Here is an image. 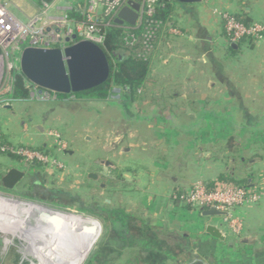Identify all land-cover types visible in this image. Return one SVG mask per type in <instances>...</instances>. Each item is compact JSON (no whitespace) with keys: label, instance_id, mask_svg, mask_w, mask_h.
<instances>
[{"label":"crops","instance_id":"obj_1","mask_svg":"<svg viewBox=\"0 0 264 264\" xmlns=\"http://www.w3.org/2000/svg\"><path fill=\"white\" fill-rule=\"evenodd\" d=\"M19 1H21V5L15 10L23 23L29 20L31 10L35 9L37 13L41 11V8L32 0ZM233 3L229 7L224 0L218 2L208 0V2L200 4H183L181 6L178 26L183 31V36H173L171 48L167 49L166 47L162 51L163 56L154 63L150 82L145 90L147 100L125 106L123 111L116 114L121 124L119 126L122 127L120 136L123 142L117 157L118 161L114 163L108 158L104 159L105 157L99 159L111 161L114 164L113 172L112 169L105 166H99L102 168L99 172H89V174L97 175L100 181H116L117 187L120 189L119 203H131L129 200L136 202V199L139 198V201L135 204L132 202V205L136 208H141V206L148 208L156 222H152L153 226L157 227L156 224H159V213L167 212L169 225L165 228L169 229L170 226L172 227L171 231L190 236L192 247L198 244L208 247L211 239L206 237V235L210 236L206 232L207 227H220L212 222V217H203L202 213L198 216L176 207L171 195L175 191L189 190L199 179L215 181L228 172L224 165L226 160L220 156L217 157V150H219L217 142L230 136H237L238 139H241L252 133L253 126L240 123L237 118L238 116L249 117V111H251L249 102L252 103L259 97H261L259 100H264V95L259 94V90H257L259 78L251 80V82L246 77L243 79L239 77L240 80L235 78L236 70L233 65L237 62L234 58L238 55L228 58L225 55V43L217 44L218 41H224L226 38L222 29V20L211 13L213 9L229 13L244 12L254 22L257 17L264 19V0H244L243 2L234 0ZM253 3L259 5L255 10L250 7ZM71 4V0H58L54 12L61 15L71 8ZM171 55H178V60L175 58L168 65L161 61V58L164 59ZM247 81L248 83H246ZM243 82L246 84L245 95L242 94V90L240 92L236 88V84L241 83L242 85ZM254 94L256 98H254ZM114 98L117 102L121 100L119 95ZM92 102L104 101L74 100L70 105L76 111ZM52 105L58 108L60 104L54 102ZM86 109L84 108V111ZM88 116L90 115L88 114ZM100 121L102 126L103 120ZM21 126L20 124L19 127ZM101 126L95 124V128H101ZM37 128L41 130L40 127ZM138 128L147 131L150 138H152V134L154 136L159 133L164 134L161 137H163L166 146L160 160L155 158L151 161L150 157L141 159L138 153L134 152L133 148L146 141L145 136H140ZM162 128L164 131L161 130ZM131 136L134 138L133 141L128 139ZM157 138L160 137H156L154 140ZM256 139L258 140V138ZM11 141L12 143H21L23 140L12 136ZM72 153L69 152L68 156L71 157ZM99 160L94 159L92 163L98 165L97 161ZM131 161L138 165V170L141 167L146 169L149 167V173L145 174L149 178L146 182H150L147 189L150 194L154 193L152 194L156 197L155 199L148 192L143 193L142 189H136L133 184H129L136 177L131 173L132 167L129 165ZM36 167L37 165L27 166L19 160L11 159L8 162V167L0 174L4 176L9 170L16 168L25 173V177L18 183L17 188L22 185L45 188V176L43 174L40 176ZM119 170L121 173H118ZM114 171L117 173L116 178L113 177ZM230 173L236 175V171ZM128 176L134 180H130ZM129 185L130 189H128ZM101 188L108 189V184L103 183ZM105 203L110 205L112 201L106 199ZM252 208L264 209V205L262 207L247 205L235 210L236 215L247 224L241 236L238 237L222 230L226 234L225 241L231 239L230 246H233L234 242H239L249 248L244 253L237 252L236 249L229 252L224 258L227 257L226 260L230 264H264V212ZM195 254H198L197 250ZM221 259L223 261V258ZM222 261L219 264H223Z\"/></svg>","mask_w":264,"mask_h":264},{"label":"rangeland","instance_id":"obj_2","mask_svg":"<svg viewBox=\"0 0 264 264\" xmlns=\"http://www.w3.org/2000/svg\"><path fill=\"white\" fill-rule=\"evenodd\" d=\"M216 1L218 2L219 0ZM233 1L234 0H224L229 7L234 4ZM243 1L244 0H242V2ZM19 5H21V1L19 0H0V6L17 21L23 23L15 10ZM250 7L252 10H255L259 5L253 3ZM214 10L215 9L211 12L212 15H214ZM39 13L40 12L37 13L35 9L31 10L29 20L39 15ZM263 20V18L261 19L260 17H257L253 23L264 24ZM219 42H224L225 45L229 43L227 39L224 41H218L217 44H219ZM236 44L238 45L237 51L239 54L238 57L234 58V60L236 59L237 61L233 65L236 70L235 78L240 80V78L243 79L246 77L250 80L249 82H251V80H258L259 78L257 89L259 92H257L264 95V37L259 41H253L251 44H240L239 42ZM250 46H252V48H250ZM167 49H169L168 46ZM1 56H4V53L3 50L0 49V57ZM162 56L163 55L160 57ZM175 58L178 60V55L167 56L164 59L161 58V61L168 65L169 62L172 63ZM159 60L160 58L158 61ZM261 76L262 79H260ZM246 83H248V81ZM245 85V82H243L242 85L241 83L239 85L236 84V88L240 92L243 91L242 94L244 95L246 94L244 92ZM7 87L9 88V78L7 83L4 81L0 82V102L5 100L4 103H7L6 100H9V91L5 93ZM2 89L3 91L1 92ZM253 96L256 98L255 94ZM260 98L261 97H259V99ZM30 99L31 101L29 103L14 101L10 102L7 106L0 103V133L3 135L4 140L8 144L16 147V149L18 147H25L29 150H37L39 152L46 151V153L55 157V162L57 164H62L64 167L59 170L57 165L55 166L53 163L44 164L38 162L34 165H37L36 170L39 172L40 176L42 174L45 176V188L22 185L21 187H16L14 190H8L0 185V195L5 198L20 200L27 203L44 205L50 209L81 215L100 222L102 225V234L95 243L84 264H89L92 260H94L95 264H102V262L106 260L108 261L105 264H123L129 258V253H119L118 260H115L117 257L116 255H118L117 251H115L116 246L111 243H109V246L106 244V240L111 233V222L109 221L110 216L103 210H125L130 214H135L146 220H150V222L156 223L153 219L154 216L150 214L148 208H143L142 206L141 208L133 207L132 202L133 204L137 203L139 198L136 199V202L129 200L131 203H119L120 189L117 187L118 184L116 181H113L114 185L113 183L112 185L109 184L110 187H108V189H102V184H105L104 180L94 181L90 178L91 174H89V172H99L102 169L98 165L92 163V160L94 159L99 160L100 158L105 157L104 159L108 158L114 161V163L118 161L117 157L120 154V147H122L123 142L120 136L122 127L119 126L121 124L119 123L116 114L117 112L123 111L125 107L117 106L115 103L116 99L112 98L104 102L89 103L87 106H83L82 109L79 108L75 111L70 105L74 100L61 101L58 108H55L51 106L52 103L58 102L55 98L42 99L41 97H38L36 92H32ZM259 99L256 98L252 103L247 102L251 108V111H249V117L245 118L238 116L237 121L240 123L242 122L247 126L252 125L254 133L257 132L259 136H264V100ZM84 108H87L86 111H84ZM98 112L99 114H97ZM88 114L90 116H88ZM100 120H103L102 122L104 124L102 126L100 125ZM20 124L22 125L21 127H19ZM95 124L101 126V128H95ZM37 127H40L41 130ZM138 129H140V136H145L146 141H143L138 147L133 148L134 152H137L141 159L150 157L151 161L155 158L160 160L161 156L164 154V147L166 146L163 137H161L164 134L159 133V135L156 134V136L152 134V138H150L148 137L149 134L147 131L146 133L142 128ZM161 130L164 131L163 128ZM12 136L22 139L23 141L21 143H12ZM156 137L160 138L154 140ZM128 139H132V141L134 140L132 136ZM59 141L64 142L67 145L65 152L59 151L60 147L57 145ZM125 143L127 144V142ZM260 145H253V149L255 150L253 151L254 154H249V151H244L243 155L245 160L249 159L253 162L252 164H249V166L251 170L255 172V185L264 188V176H261L264 174V144ZM217 151V157L220 156L225 159L224 157H226L227 154L224 155L220 149ZM69 152H73L71 157L68 156ZM9 155L12 154L8 153V155H0V163L2 165H0V172L4 171L8 167V162L13 159ZM14 156L21 159L18 155ZM228 159H231L229 155ZM19 161L24 165H27L22 159ZM231 163L230 160L229 162L227 160L225 161L224 165L227 171H236V176H239L241 171L239 170L240 167L235 170L232 168ZM129 165L132 167L131 173L136 175L135 180L131 176H128L130 180H134L130 181L129 184H133L136 189H142L143 193L145 191L149 193L147 186L150 182H146L149 178L145 175L149 173V167L146 169L140 166L141 168L138 170V165L133 164L132 161ZM115 172L116 171H114L113 175L114 178H116L117 175ZM243 172L244 171L242 170V173ZM118 173H121V171L119 170ZM201 182L206 184L207 181L199 179L194 182L192 188ZM156 183L158 184V181H156ZM130 187L131 186L129 185L128 189H130ZM152 193L153 192H151V194L149 193V195L154 196V193ZM155 198L156 197L154 196V199ZM106 199L111 200L112 204L107 205L105 203ZM263 205L264 196L258 203L249 206L262 207ZM252 209H259L262 210L261 212H264V209L262 208ZM235 210L233 215L237 216ZM167 215L168 214L165 211L159 213L158 219L160 225L156 224L158 225L157 227H168ZM211 220L214 224L219 225L221 230L231 233L228 229V225L224 223L223 216H215L212 217ZM243 222L244 229H246L247 224L244 220ZM170 228L172 227L169 226V231H171ZM11 239L10 235L0 233V264H30L33 259L28 256L27 258H24V254L26 255L27 251L20 246L18 240H15L13 244L9 246ZM101 254L104 255V257H102ZM112 259L115 261L109 262V260Z\"/></svg>","mask_w":264,"mask_h":264},{"label":"trees","instance_id":"obj_3","mask_svg":"<svg viewBox=\"0 0 264 264\" xmlns=\"http://www.w3.org/2000/svg\"><path fill=\"white\" fill-rule=\"evenodd\" d=\"M32 1L40 8L44 4L51 5L55 2V0ZM182 5L176 0H158L154 14L151 17L145 16L143 24L140 27L125 28L124 26L116 25L113 21L109 27H104L103 31L106 38L102 49L107 55L110 64L111 72L109 80L105 84L85 92L70 95L53 94L56 101H58L57 103L59 104L61 101L68 100L106 101L117 95L114 92L115 89L120 90L118 95L121 96L120 101L117 102L115 100L117 106H131L134 103L147 100L148 97L145 90H147V84L150 82L153 65L163 55L162 51L166 48V43L171 42L174 38L173 36H176L171 34L169 30L171 28H179L178 19ZM67 13L70 18L82 20V17L73 11H67ZM230 14L245 26L253 24L252 18L244 12ZM224 24V21H222V29L226 37ZM149 31L152 34L151 37H148L150 34L146 36ZM239 43L251 44L253 43V39L246 38ZM238 54L239 52L233 49L230 43L225 45V55L228 58H232ZM36 88L17 68L13 72L12 90L9 98L29 103L31 101L30 95ZM256 134L257 132H252L241 139H238L237 136H230L217 142L220 151L227 153L231 157V159H228L227 155L224 157L225 160L228 162L229 160L231 162L234 161V163H231L232 168L237 170L240 167L239 170L241 171L239 176L227 172L218 180L207 181L206 186L209 190H214L220 184H233L237 187L255 186V172L249 166L251 160H245L243 152L249 151V154H254L253 151L255 150L252 146L254 144H264V136ZM9 156L15 160H21L17 156ZM242 170L244 171L243 173ZM2 178L3 175L0 174V185H2ZM112 183V180L105 181L108 187ZM175 193L178 199L172 200L176 207L195 213L198 216L201 215L199 209L181 203L179 198L183 190L176 191ZM103 211L110 216L111 233L106 240V244L109 246V243H111L116 246L115 251H117L118 255H116L115 260H118L119 253H129V258L123 264H219L222 261L221 258H223L221 263L230 264L226 260L227 257L224 258L229 252L236 249L237 252L244 253L249 249L247 245L239 242H234L232 243L233 246H230L231 239L220 242L208 235L206 237L211 239L208 247L202 244L192 247L190 236L184 233L153 226L150 220L130 214L125 210L114 209ZM195 249L198 251L197 255L195 254ZM203 258L205 260H202ZM115 260L112 259L109 262ZM107 261H103L102 264L107 263ZM89 264H95L94 260Z\"/></svg>","mask_w":264,"mask_h":264},{"label":"built area","instance_id":"obj_4","mask_svg":"<svg viewBox=\"0 0 264 264\" xmlns=\"http://www.w3.org/2000/svg\"><path fill=\"white\" fill-rule=\"evenodd\" d=\"M51 5L44 4L39 15L30 19L27 23H20L11 14L0 6V49L4 56L0 57V82H8L5 93L12 90L13 72L18 68L20 56L24 48H61L68 46L66 39H72L76 36L73 43L79 41H90L102 48L105 42L104 27H109L112 21L115 23L119 11L128 5V2L134 1L139 4V19L136 26L124 24L125 28L140 27L143 24L145 16L151 17L154 14L155 6L158 0H71V8L82 17V20L70 18L67 11L61 15L56 14V3ZM208 2V0H202ZM6 12V14H5ZM214 15L224 21V30L226 39L230 43H237L243 39L251 38L259 41L264 37V24L253 23L251 26H245L238 22L229 12H223L215 9ZM169 32L176 36H183L180 28H171ZM150 34V35H149ZM149 35V36H148ZM151 32L146 36L151 37ZM72 41V40H71ZM171 48V42L166 43V47ZM21 73V72H20ZM8 89V90H7ZM3 89L1 90V92ZM38 97L55 98L53 94H45L36 88ZM56 99V98H55ZM5 101V100H4ZM6 106L15 100L9 98L6 100ZM59 151L65 152L67 145L59 141L57 144ZM0 152L2 154L18 155L28 165L36 163H53L60 170L64 166L57 164L53 155L46 151L29 150L25 147H16L8 144L0 133ZM53 157V158H52ZM264 196V188L258 185L253 187H237L233 184H220L214 190H209L203 182L196 184L191 190L183 191L179 200L182 204L191 206L195 209L208 210L212 207L220 212H226L224 223L228 225L229 231L235 236H240L244 231V222L234 216L233 212L237 207L258 203ZM173 200L178 199L176 193L172 196Z\"/></svg>","mask_w":264,"mask_h":264},{"label":"water","instance_id":"obj_5","mask_svg":"<svg viewBox=\"0 0 264 264\" xmlns=\"http://www.w3.org/2000/svg\"><path fill=\"white\" fill-rule=\"evenodd\" d=\"M184 5L200 4L202 0H176ZM140 6L134 1L128 2V5L122 8L117 14L115 24L123 26L128 24L136 26L139 19ZM72 40V41H71ZM76 36L72 39L67 38L68 46L61 48H24L20 56V72L40 92L45 94L55 93L61 95H70L85 92L105 84L110 77V64L107 55L103 49L90 41H79L73 43ZM231 47L238 49L236 43ZM114 92L118 95L119 89ZM101 165L113 169L114 164L109 161H103ZM25 177V173L13 168L9 170L2 178V186L8 190H14L18 183ZM90 178L98 180L97 175L91 174ZM40 205V204H38ZM43 208L50 209L44 205ZM203 217L225 216L226 212H220L212 207L208 210H201ZM206 232L213 238L225 241L226 234L216 226H208ZM33 234V230L31 231ZM96 229L93 235H95ZM20 246L22 244L19 242ZM28 257L36 260L32 254ZM24 258H26L24 254Z\"/></svg>","mask_w":264,"mask_h":264},{"label":"bare ground","instance_id":"obj_6","mask_svg":"<svg viewBox=\"0 0 264 264\" xmlns=\"http://www.w3.org/2000/svg\"><path fill=\"white\" fill-rule=\"evenodd\" d=\"M0 233L11 236L9 246L18 240L27 254L35 256L30 264H84L102 234V225L81 215L0 195Z\"/></svg>","mask_w":264,"mask_h":264},{"label":"flooded vegetation","instance_id":"obj_7","mask_svg":"<svg viewBox=\"0 0 264 264\" xmlns=\"http://www.w3.org/2000/svg\"><path fill=\"white\" fill-rule=\"evenodd\" d=\"M103 161H105V160H99V161H97L98 166H103V165L100 164V163L103 162ZM112 170H113V169H112ZM6 251H7V250H6Z\"/></svg>","mask_w":264,"mask_h":264}]
</instances>
